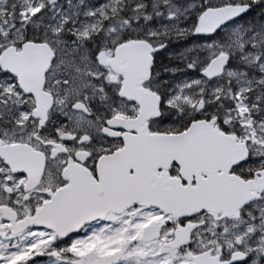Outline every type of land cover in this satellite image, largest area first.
<instances>
[{
	"label": "snow or ice",
	"instance_id": "1",
	"mask_svg": "<svg viewBox=\"0 0 264 264\" xmlns=\"http://www.w3.org/2000/svg\"><path fill=\"white\" fill-rule=\"evenodd\" d=\"M0 264H264V0H0Z\"/></svg>",
	"mask_w": 264,
	"mask_h": 264
}]
</instances>
